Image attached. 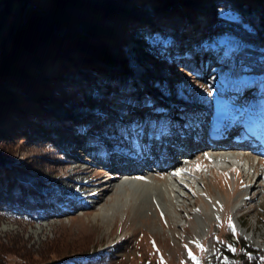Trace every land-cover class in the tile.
Returning a JSON list of instances; mask_svg holds the SVG:
<instances>
[{"label":"rangeland","instance_id":"rangeland-1","mask_svg":"<svg viewBox=\"0 0 264 264\" xmlns=\"http://www.w3.org/2000/svg\"><path fill=\"white\" fill-rule=\"evenodd\" d=\"M32 1L39 8L47 2V0ZM32 1L14 0L13 10L7 14V0H0V44L7 38L8 25L12 20L16 22L18 16L23 17L25 9L29 8ZM92 1L97 0H89L90 3ZM98 1L108 4L109 0ZM114 1L121 6H126L130 11H118V8H114L111 11L115 15L129 14L133 18L140 16L141 9L148 11V14L151 12L149 7L138 6L132 0ZM217 1L221 0H215ZM246 1L249 2L246 3L251 6V10L245 8V15L257 14L255 20L260 21L259 43L264 45V0L262 5L251 3L252 0ZM21 3L24 5L22 11ZM199 3L195 5L199 8V13L209 10L210 13H214L216 10L212 5L213 2L202 5ZM80 13H82L80 14L82 21H76L74 28L72 27L73 31L85 37L88 36L89 39H92V34L96 33L95 41H87L84 44L90 55L94 57L93 61L96 60L97 64L105 68L100 76L99 73H93L96 76L94 81L105 84L107 81L113 82L115 74H131L136 89H132L133 93L123 101L124 112L129 117L137 116L134 119L131 118L132 121L142 120V127L139 128L141 131L138 133L132 130L127 136L124 133L112 140L105 139L103 134L96 135L97 141L105 145V153L102 154L90 145L86 149H81L80 140L76 144L68 142L69 139L64 133L60 137L66 142V146L70 147L66 153L62 152L65 145L57 147L52 140L46 138L41 142L38 140L29 142L23 132L7 140L8 142L0 140V160H4L9 166L14 164L26 166L21 170L22 173H27L24 177L12 171L14 175L16 173L18 181L28 184L35 182L48 190L56 188L60 190L65 187L72 191L68 210L62 215L51 216L46 220H29L0 213V264H50L67 257H75L83 252H87L88 255H98V260L104 258L103 264H209L218 246L228 243L233 248L237 247L240 238L264 251V162L257 161L258 158H264V133H262L261 142L257 145L260 154L251 157V163L256 167L257 172L253 173V169L250 168L252 178L249 180L243 174L245 168L247 170L246 158L228 157L226 161L210 160L207 157L210 151L199 155L192 150L183 154L188 161L186 164L180 163L178 159L180 155L173 152L175 164L172 165L178 173L182 172L177 179L184 184V187L177 188L176 185L175 187L181 195V202L185 205L180 207L182 216L178 218L173 229L168 226L164 217L160 218L163 228L158 234L152 232L149 223L137 226L136 221H130L128 217L123 220L122 215L115 221L102 222L98 213L104 205L109 204L107 202H110L109 199L115 194L114 190L106 194L109 188L104 186L110 176L118 175L115 171L116 167H109L113 166L115 159L128 160L134 164V168L146 164V168L154 169L148 170V173L144 172L145 176H152L154 171L164 170L169 164L159 157L157 150L155 151V148L159 149L161 144L164 145V138L153 136L149 131L151 129H147L145 125L148 121L147 111L154 107L153 101L150 99L142 109V105L129 104L133 94L135 96L137 93L142 95L144 92H149L157 100H161L164 104L163 109H166L162 110V120H167V124L173 129L175 124L176 126L178 124L180 127L186 125L196 130L199 128L200 132L210 133L213 130L211 126L216 125L217 115H225L231 106H236L239 110L249 107L248 118L252 117L254 121L260 123L264 119L262 118L264 117V98L259 99L254 93L262 94L264 84H261L258 77L249 72L234 78L231 71L213 69L208 63L199 62L198 66L184 67L170 65L153 56L149 40L135 29V26L115 39L118 28L115 19H109L106 15V17H99L100 22H96L95 17L94 19L87 17L91 12L81 10ZM119 16L123 17V15ZM183 17L187 19L184 14L181 15V18ZM142 19L138 18V20ZM48 20H51L50 23H55L51 17H48ZM54 25L55 32L59 35L69 31V27L61 29L57 24ZM88 26L106 30V33L104 32L106 38L102 39L104 37L97 28L90 30ZM129 26L127 25L128 28ZM96 42H99V45L95 44ZM221 42L227 45V52L237 50L238 43L234 37H224ZM98 46L103 48L100 47L99 52H96L94 48ZM105 48L115 55V60L106 59V56L100 54L102 50H106ZM77 51L75 52L78 53ZM1 73L3 74L2 71ZM107 74L110 76L107 77ZM4 75L0 76V83L4 82ZM103 75L105 78H102ZM78 77L82 78L81 75ZM77 78L70 81L75 83L74 92L60 102H53L52 97L46 95L32 102L31 106L45 108V111L54 115L75 121L78 126L80 123H85L87 119L92 118L93 110L86 105L88 104L87 92H78L80 86L74 81ZM256 89L259 90L256 91ZM236 90L238 94H234ZM220 92H225V96L222 97ZM110 96L113 97L111 94ZM118 102L120 99L116 101ZM127 106L130 107L129 110L126 109ZM188 109L193 110L194 118L184 113ZM103 114L109 115L107 111ZM151 116L156 118L157 114ZM89 124L97 130L104 128L101 122H89ZM164 126V122L160 124L163 130ZM180 129L177 128V130ZM83 131L86 135L91 132L90 128ZM110 131L114 134L115 130ZM52 136H55L53 132ZM165 147L167 148L166 145L164 149ZM153 153L158 159L160 158L157 159L158 161L155 159L152 162L145 158ZM227 153L232 155L230 152ZM180 168L184 170V173ZM120 175H118L121 178L119 183L126 182L127 187L134 190L132 180L135 178L138 180L139 176ZM155 175L154 173L153 178ZM168 175L169 172H166L165 176ZM161 181L156 180V183L159 184ZM195 224L200 227L199 232L195 230Z\"/></svg>","mask_w":264,"mask_h":264},{"label":"trees","instance_id":"trees-1","mask_svg":"<svg viewBox=\"0 0 264 264\" xmlns=\"http://www.w3.org/2000/svg\"><path fill=\"white\" fill-rule=\"evenodd\" d=\"M13 1L6 2L7 14L13 10ZM132 1L138 6L149 7L151 12L148 14V11L141 9L139 17L143 18L142 20H138L139 17L132 18L129 14H119L123 15L120 18L119 15L112 13L114 8H118V11H130L114 0L107 1V5L98 0L92 3L89 0H47L42 8L32 1L29 8L25 9L23 17L20 15L16 22L11 21L8 25L7 38L0 44V72H3L0 76L5 74L4 82L0 83V140L8 142L7 140L23 132L29 142L31 140L41 142L46 138L52 140L57 147L65 145L62 152L66 153L70 147L66 146V142L60 137L64 133L69 139L68 142L76 144L80 140L81 149L93 146L102 154L105 153V145L97 141L96 135L103 134L105 139L112 140L124 133L127 136L132 130L140 131L142 120L132 121L137 116L129 117L124 112L123 101L136 89L131 74H115L113 82L107 81L105 84L94 81L96 76L93 73H99L100 76L105 68L97 64L96 60L93 61L94 57L84 44L87 41H95L96 33L89 39L88 36L73 31L76 21H82L81 10L91 12L92 14L89 13L87 17L91 19L95 17L96 22H100L99 17L106 15L109 19H115L119 28L116 30L115 39L135 26V29L149 40L153 56L170 65L184 67L198 66L199 62L208 63L213 69L231 71L234 78L249 72L264 84V45L259 43L258 31L260 21L255 20L257 14L245 15V8L251 10V6L246 3L248 1L145 0L147 3L144 0ZM178 2L180 4H177ZM197 2H200L199 5L210 2L214 5L215 2L216 10L214 13H210V10L199 13V8L195 7ZM263 2L251 1L256 5H262ZM20 5L22 11L24 5L22 3ZM182 14L187 19L181 18ZM48 17L55 23H50ZM54 24L61 29L69 27V31L59 35L55 32ZM127 25L131 26L128 28ZM94 28L95 26H88L90 30ZM96 28L102 33L104 37L102 39H105L106 30ZM224 37H234L237 40L236 51L227 52V45L221 42ZM95 44L99 45V42ZM100 47L94 50L99 52ZM105 49L100 54L106 56V59L115 60V55L108 48ZM30 68L33 72L29 71ZM80 75L82 78L78 77ZM109 76L110 74H107V77ZM74 78H77L74 80L76 85L80 86L78 92H87L86 105L93 110L92 118L88 116L90 118L85 123L78 126L75 121L54 115L45 111V108L31 106L32 102L46 95L51 96L53 102H60L74 92L75 83L70 82ZM102 78H105V75ZM99 86L101 88H98ZM138 90L137 88L136 91ZM234 94H238V90ZM220 95L224 97L225 92H220ZM254 95L259 99L264 98V92ZM119 99L120 102L116 103ZM150 99L154 107L147 111L148 121L145 125L147 129H151L149 131L152 135L160 136L161 132L172 129L167 120H162L163 102L149 92H144L142 95L133 94L129 104L142 105L144 109L145 103ZM126 109L129 110L130 107L127 106ZM104 111L109 115L103 114ZM155 113L156 118L151 116ZM184 113L194 118L193 110L188 109ZM89 122H101L103 127L107 128L97 130L95 127L92 128ZM163 122L164 130L160 127ZM86 128L91 130L88 135L83 131ZM111 129L115 130L114 134ZM52 132L55 136H52ZM0 163V213L29 220H46L51 216L62 215L70 207L71 190L65 187H61L60 190L58 188L48 190L35 182L23 183L18 181L15 175L17 173L20 177L26 176L27 173L21 172L26 166L23 164L9 166L4 160H0ZM12 171L16 172L15 175ZM98 257L83 252L50 264H103L104 258L98 260ZM209 264H264V251L240 238L237 247L233 248L228 243L218 246Z\"/></svg>","mask_w":264,"mask_h":264},{"label":"bare ground","instance_id":"bare-ground-1","mask_svg":"<svg viewBox=\"0 0 264 264\" xmlns=\"http://www.w3.org/2000/svg\"><path fill=\"white\" fill-rule=\"evenodd\" d=\"M246 108L249 109V107ZM247 109L239 110L236 106H231L227 109L226 113L224 112L225 115L221 116L218 114L215 118L216 125L211 126L213 130L210 133L204 131L200 132L199 128L196 130L186 125L180 127L178 124L177 126L175 125L174 129L172 128L169 131L161 132L160 137L164 138L163 142H165L164 145H166L167 148L165 147L166 149H164V145L161 144L159 149L155 148V151L157 150L159 152V157L169 164L164 170L154 171L156 174L154 178V173L152 176H145L148 170H153L151 167L146 168V164L134 168V164L128 160L120 161L115 159V163L112 164L113 166L110 165L109 167H116L117 170L115 171L118 175L139 176V178L136 181L132 180L135 187L133 188L132 186L134 190L129 189L125 184L126 182L119 183L121 178L118 175L108 178L104 186L109 189L104 192L109 194L114 190L115 194L109 199L110 202H107L109 204L104 205L98 213L102 222L108 223L109 221H115L117 217L122 215L123 220L125 217L126 219L128 217L130 221H136L138 223L137 226L143 223H149L152 232L158 234L163 228L160 218L164 217L168 226L173 229L176 226L175 224L178 218L182 216L180 209L185 206L181 202L179 191L177 192L176 190L178 187H184V184L177 179V176L182 175V172L178 173L175 166L172 165L175 164L173 163V157L175 156L173 154L174 151L184 154L193 150L199 155H202L205 151H210V154L207 156L210 160L226 161L228 157H236L238 159L246 158L248 171L245 168L243 174L247 180L251 179L252 175L249 171L250 168L253 169V173L257 172L256 167L251 163V157L259 153L257 145L261 142L262 133H264V119L258 123V121H254V118H248L249 111ZM201 120L203 121V119ZM177 128L182 129L177 130ZM238 151H242L245 154L239 153ZM227 152H230L232 155L230 156ZM154 153L145 158L152 162L155 161V159L157 160L158 157ZM183 157L185 158L186 156L184 155ZM109 161L111 162L112 160ZM257 161L259 163L264 162V158H258ZM180 170L184 173L183 169L180 168ZM166 172H169L168 176H165ZM163 177L169 178L164 179ZM156 180L162 181L158 184ZM194 228L197 232L200 231V227L197 224H195Z\"/></svg>","mask_w":264,"mask_h":264},{"label":"snow or ice","instance_id":"snow-or-ice-1","mask_svg":"<svg viewBox=\"0 0 264 264\" xmlns=\"http://www.w3.org/2000/svg\"><path fill=\"white\" fill-rule=\"evenodd\" d=\"M178 174V173H177Z\"/></svg>","mask_w":264,"mask_h":264}]
</instances>
